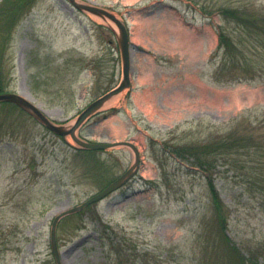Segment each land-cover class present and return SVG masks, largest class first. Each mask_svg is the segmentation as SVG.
Returning <instances> with one entry per match:
<instances>
[{"label": "rangeland", "instance_id": "374dc122", "mask_svg": "<svg viewBox=\"0 0 264 264\" xmlns=\"http://www.w3.org/2000/svg\"><path fill=\"white\" fill-rule=\"evenodd\" d=\"M3 1L9 10L0 19V69L8 75L4 92L69 128L122 80L117 26L74 9L68 0H0V6ZM75 1L114 14L130 42V87L97 109L76 136L84 142H130L139 164L123 187L59 220V264H239L220 241L208 176L227 214L230 242L247 257L255 245L264 247L258 167L256 175L246 176L250 170H231L216 157L206 172L173 153L228 130L235 138L264 140L262 77L215 84L221 57L209 60L222 24L218 11L243 7L261 23L264 0H199L212 7L210 15L191 0ZM221 70L227 78L229 70ZM76 148L70 136L0 105V264H57L50 239L54 218L98 193L136 158L119 144L95 155L78 154ZM250 154L241 160L256 164L251 158L259 157ZM253 254L255 264H264V256Z\"/></svg>", "mask_w": 264, "mask_h": 264}, {"label": "trees", "instance_id": "16d2710c", "mask_svg": "<svg viewBox=\"0 0 264 264\" xmlns=\"http://www.w3.org/2000/svg\"><path fill=\"white\" fill-rule=\"evenodd\" d=\"M6 2L9 3L10 0H6ZM191 2L200 8L199 10L203 15L212 14L209 10L212 7H208V5L203 4L199 0H191ZM249 13L251 12H245V9L239 6H234V8L231 7L229 9L223 7L218 11L222 24L217 29L218 45L216 51L209 59L213 62L217 57H221L217 58V60L220 59L218 66L220 68L212 75V80L215 84L219 82L231 84L234 83L233 81L241 82L246 79L256 80L260 77H262L260 79L264 80V20H261V23L260 21L257 22ZM8 14L9 10L3 1L0 6V19H6ZM2 27V32L8 30L6 23H3ZM247 53H251L253 58L246 57L245 54ZM217 54L218 56H216ZM251 64H255V66L251 67ZM221 69L229 70L227 78H223ZM256 73H259V75H256ZM7 80L8 75L2 74L0 69V93H4ZM0 105L18 109L11 104L0 103ZM232 133L233 131L228 130L224 135L211 137L207 140L206 144L180 145L173 148V153L180 160L190 159L193 167L206 172L214 167L218 157L231 170L241 172L250 170V172L244 173L246 176L250 175V173L256 175L253 170L256 169L255 167H258L257 170H260V174L257 175L258 180L255 182V185L264 192V140L261 141L253 136L245 137V134L238 135L239 137L235 138ZM76 150L78 154L82 155H95L98 152L79 148ZM249 152H251L249 157L255 153L257 158L259 157L258 160L260 162L254 158H251V160L253 162L256 161V164L243 162L241 155L248 154ZM110 182V179L105 180L100 187L102 186L101 188H104ZM207 188L211 200L212 212L215 220L218 221L217 226L220 228L221 243L225 244L230 257L236 263L255 264L253 253L264 256V247L255 245L253 247L255 251H248L249 256L247 257L230 242V239L225 233L227 214L223 209L218 192L210 176L207 177Z\"/></svg>", "mask_w": 264, "mask_h": 264}, {"label": "water", "instance_id": "95a60500", "mask_svg": "<svg viewBox=\"0 0 264 264\" xmlns=\"http://www.w3.org/2000/svg\"><path fill=\"white\" fill-rule=\"evenodd\" d=\"M68 2L75 8L76 10L88 12L92 15L99 16L103 19H108L111 22H113L118 30V46L120 50L121 55V61H122V80L118 84L117 87L110 90L103 96L99 97L98 99L94 100L92 103H90L75 119L72 126L69 128L58 126L54 123H52L48 118L32 103H30L28 100L22 98L21 96L14 94V93H5L0 94V102H7L10 104H13L23 110L24 112L31 115L34 119H36L44 128L49 130L50 132L59 135L61 137L70 136L72 140L79 146L81 149L86 150H94V151H104L108 150L110 148H113L115 145H124L129 148H131L135 155V162L133 166H131L129 169H127L122 175L117 177L115 180H113L110 184H108L105 188H103L98 193L92 195L90 198H88L85 202L82 204L75 206L73 208H70L62 213H60L57 217L54 218L51 232H50V239H51V250L53 253V256L55 258V262L59 264V252L58 247L56 243L55 238V232H56V226L59 222V220L65 216L77 213L84 209L85 207L97 203L104 198H106L111 193L117 191L120 189L127 181L131 179V177L136 172V167L139 164V154L136 149V147L131 144L130 142H121V143H91V142H84L81 141L77 136L76 132L78 129L83 125V123L95 112L97 109H99L103 104L106 103L109 99L112 97L120 94L125 89L130 87V77H129V70H130V56H129V50H130V44H129V37L126 26L118 20V18L109 12L108 10H105L103 8L85 5L76 2L75 0H68Z\"/></svg>", "mask_w": 264, "mask_h": 264}, {"label": "bare ground", "instance_id": "6f19581e", "mask_svg": "<svg viewBox=\"0 0 264 264\" xmlns=\"http://www.w3.org/2000/svg\"><path fill=\"white\" fill-rule=\"evenodd\" d=\"M109 101H110V100H109ZM109 101H108V102H109Z\"/></svg>", "mask_w": 264, "mask_h": 264}]
</instances>
